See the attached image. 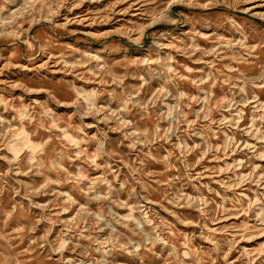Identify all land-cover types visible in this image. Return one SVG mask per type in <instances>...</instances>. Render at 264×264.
Returning <instances> with one entry per match:
<instances>
[{"label": "rangeland", "instance_id": "374dc122", "mask_svg": "<svg viewBox=\"0 0 264 264\" xmlns=\"http://www.w3.org/2000/svg\"><path fill=\"white\" fill-rule=\"evenodd\" d=\"M0 264H264V0H0Z\"/></svg>", "mask_w": 264, "mask_h": 264}, {"label": "bare ground", "instance_id": "6f19581e", "mask_svg": "<svg viewBox=\"0 0 264 264\" xmlns=\"http://www.w3.org/2000/svg\"><path fill=\"white\" fill-rule=\"evenodd\" d=\"M97 58H100V56H97ZM167 107H168V105H167ZM24 139L26 140V141H28V143L30 144V147H31V149H32V151L34 150L35 151V149H36V144H34V143H32V142H29V139H28V137L25 135L24 136ZM16 150V149H15Z\"/></svg>", "mask_w": 264, "mask_h": 264}]
</instances>
